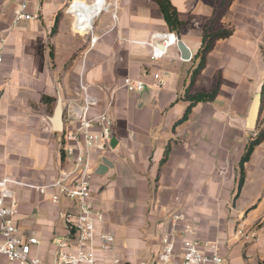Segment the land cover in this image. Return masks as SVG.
Listing matches in <instances>:
<instances>
[{"label":"crops","instance_id":"obj_1","mask_svg":"<svg viewBox=\"0 0 264 264\" xmlns=\"http://www.w3.org/2000/svg\"><path fill=\"white\" fill-rule=\"evenodd\" d=\"M19 2L0 0V177L33 184L56 177L66 164L64 133L77 126L72 115L85 105L84 87L95 102L86 116L106 113L112 121L114 147L109 141L103 153L90 152V189L103 215L98 231L114 236L111 254L121 264H151L161 236L186 222L200 243L217 241L231 264H264V139L244 163L238 188L239 162L252 139L245 118L263 78L261 41L257 68L248 50L260 11H245L261 2L230 4L222 21L232 22L233 33L215 41L190 88L218 84L217 94L180 122L219 0H170L181 22L173 32L155 0H29L26 12L35 18L14 25ZM177 35L190 58H183ZM153 50L162 56L152 59ZM126 78L144 87L128 91ZM58 101L61 129L53 123ZM14 196L18 233L35 237L31 254L50 263L53 239L67 234L60 212L72 210V202L53 203L25 187H15ZM176 213L184 221L175 222ZM240 221L258 230L257 241L234 237Z\"/></svg>","mask_w":264,"mask_h":264},{"label":"built area","instance_id":"obj_2","mask_svg":"<svg viewBox=\"0 0 264 264\" xmlns=\"http://www.w3.org/2000/svg\"><path fill=\"white\" fill-rule=\"evenodd\" d=\"M29 0H20L15 11L13 24L20 20L35 18L26 12ZM173 35V34H172ZM174 36V35H173ZM162 52L153 50L151 58H159ZM3 63V42H0V65ZM157 86L163 85L159 74H154ZM123 86L128 91H138L144 87L140 79H124ZM85 91V105L73 113L77 121L74 129L64 133L67 145L64 147L66 164L60 167L56 177L45 184H33L23 180L0 177V264L4 259L10 264H46L31 254L32 246L38 241L35 237H23L16 225L17 201L15 187L34 189L39 195L47 196L53 203L62 200L72 202V210L61 211L60 216L67 229V234L53 239L55 251L48 264H121L118 257L111 254L114 248L113 235L98 231V224L103 221L102 213L95 207L91 194L90 152L103 153L109 146L112 129L111 118L100 113L94 118L86 116V110L95 102ZM2 82L0 81V92ZM97 126L98 131H93ZM175 222L184 221V215H173ZM234 237L249 243L259 239L255 227L237 223ZM151 264H231L219 252L217 241L200 243L192 224L186 222L181 227H174L160 238V248Z\"/></svg>","mask_w":264,"mask_h":264},{"label":"trees","instance_id":"obj_3","mask_svg":"<svg viewBox=\"0 0 264 264\" xmlns=\"http://www.w3.org/2000/svg\"><path fill=\"white\" fill-rule=\"evenodd\" d=\"M155 1L159 6V9L163 15L164 21L169 31L173 32L178 30L181 26V22L179 21L177 16V11L175 7L171 4L170 0H155ZM232 2L233 0H219L215 10V14L210 19L212 24L209 26V28H207V25L205 27L202 46L199 51V60L197 62V65L191 71L189 83L183 96V98L187 101V106L184 110L182 117L178 120V122L187 119L192 107L195 104H197L198 102L213 100L217 94L218 84L215 85V87L211 91L202 90V91L190 93V88L193 85L196 76L204 67L205 57L212 50L215 41L221 38H226L233 33L234 30L233 27L224 29V27L220 25V23H223L222 13L226 12V10L228 9V7ZM218 24L220 27H218ZM263 139H264V128L257 133L256 137L252 138L247 143L245 147V151L239 162L240 176L238 181V188H240V186L244 181V163L249 159V156L253 151L254 147L259 143H261Z\"/></svg>","mask_w":264,"mask_h":264},{"label":"rangeland","instance_id":"obj_4","mask_svg":"<svg viewBox=\"0 0 264 264\" xmlns=\"http://www.w3.org/2000/svg\"><path fill=\"white\" fill-rule=\"evenodd\" d=\"M259 2H256L255 4H251V7L249 8L248 11H245L246 15H252L254 17V14L252 13L253 10L260 11L259 17L261 18V22L256 23V30H252L251 32L254 33L251 37V41H253L254 44L249 46V53L251 54V61L249 62L250 66L253 68L255 66L256 68L259 66V43L261 41V53H262V70H263V79H264V0H258ZM260 6V7H257ZM219 12V9H218ZM217 12V13H218ZM222 15H225V12L222 13ZM222 16V18H223ZM232 22H223L220 23L224 29H227L229 27H232L231 24ZM211 20L208 21L207 23V28L211 25ZM218 27L219 24H218ZM260 30V32L258 31ZM260 36V37H259ZM260 40V41H259ZM248 64V65H249ZM264 128V87H263V96H262V107H261V113L258 118L257 126L255 130H250V137L254 138L256 137L257 133Z\"/></svg>","mask_w":264,"mask_h":264},{"label":"water","instance_id":"obj_5","mask_svg":"<svg viewBox=\"0 0 264 264\" xmlns=\"http://www.w3.org/2000/svg\"><path fill=\"white\" fill-rule=\"evenodd\" d=\"M178 42L177 45L181 50L183 58H190V52L187 49V47L181 42L179 36L177 35ZM263 87H264V79L262 78L254 87L252 91V97L251 102L249 104L247 115L245 118V128L248 130H255L258 122L259 115L261 113V107H262V96H263ZM62 117V110H61V104L58 101L57 106L55 108L54 114H53V123L56 129H61V123L60 118ZM114 134L111 132L110 134V146L114 147ZM102 166H107L108 161L107 159H103V162L101 163Z\"/></svg>","mask_w":264,"mask_h":264}]
</instances>
